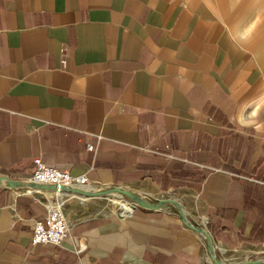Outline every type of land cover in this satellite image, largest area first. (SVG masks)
Listing matches in <instances>:
<instances>
[{"label": "crops", "instance_id": "0c3cea01", "mask_svg": "<svg viewBox=\"0 0 264 264\" xmlns=\"http://www.w3.org/2000/svg\"><path fill=\"white\" fill-rule=\"evenodd\" d=\"M263 10L0 0V177L28 179L40 157L91 184L174 194L225 251L264 247ZM40 195L0 180V264H204L201 235L175 209L138 203L63 208L67 237L32 244Z\"/></svg>", "mask_w": 264, "mask_h": 264}, {"label": "built area", "instance_id": "2783aa9c", "mask_svg": "<svg viewBox=\"0 0 264 264\" xmlns=\"http://www.w3.org/2000/svg\"><path fill=\"white\" fill-rule=\"evenodd\" d=\"M88 150L94 149V144L87 143ZM34 170L31 176L25 180H19L25 186L18 187L29 193L36 191L41 195L39 200L47 204L46 215L34 221L33 231L30 235V242L37 243H61L68 235V230L71 222L67 220L62 204L58 201L54 202L49 198L48 194L43 192V189H50L56 196L60 197L59 191H70L84 185H91L85 173L72 174L67 169H60L55 166L46 164L40 157L34 158ZM36 184L37 187L30 186ZM53 186V188H47ZM51 201L52 204L48 205ZM207 223V220H206Z\"/></svg>", "mask_w": 264, "mask_h": 264}, {"label": "rangeland", "instance_id": "374dc122", "mask_svg": "<svg viewBox=\"0 0 264 264\" xmlns=\"http://www.w3.org/2000/svg\"><path fill=\"white\" fill-rule=\"evenodd\" d=\"M248 29L251 30V28H248ZM92 185L94 187L98 188L97 190H104V189L118 187L120 189H126L130 192L136 193L137 195H139L140 193H143L147 198L146 199L147 201H145V202L150 204V205H153L162 199L163 200H166L169 198L173 199L175 197L174 194H172V193H165L162 196L160 194H154L153 195L151 193V191H149L147 189H142L140 191H136L134 189V187H129V186H119V185L110 186V185H103V184H91V186ZM71 191H73V190H70V192ZM43 192L45 194H48L49 198H51L54 202L58 201V199L60 198L59 202H61L62 208H67V207L72 206L77 215L91 214V213L104 214V213H108V212L117 213L116 211L118 210L117 204L114 201L117 198L112 193H101L98 196H95L93 194H87L89 196H86L85 198H83L84 202H86V200H88L92 197H98V198H96V201H97L96 203L89 205V206H85V205H83L84 202L80 203L75 197H69V196L58 197L55 195V193L51 192L50 189H43ZM77 192H80V191H77ZM121 199H125V200L129 201L133 205H135L136 203L140 204L138 201L133 200L132 197L128 194H123ZM180 204H181L180 205L181 207L182 206L185 207L184 204H182V203H180ZM167 207H171V208L176 210V207L174 205L171 206L170 204H168ZM189 214L192 218H197L200 213L199 212L198 213L193 212V213H189ZM178 215L181 218V220L184 221L182 219V216L180 214H178ZM190 216L189 215L187 216L188 219L193 220L190 218ZM201 241H202V248H203V263L204 264H219L214 258L211 257L203 239H201ZM214 242H216V240H214ZM216 253H217V256H221V257L225 258L226 264L229 262L248 263V262L256 260V259L262 261L263 262L262 264H264V247H257V248H252V247H243L242 248V247H240V248H235V249H228L227 251L216 250Z\"/></svg>", "mask_w": 264, "mask_h": 264}, {"label": "bare ground", "instance_id": "6f19581e", "mask_svg": "<svg viewBox=\"0 0 264 264\" xmlns=\"http://www.w3.org/2000/svg\"><path fill=\"white\" fill-rule=\"evenodd\" d=\"M13 185H16L15 183ZM78 189H80L81 191L80 192H77ZM101 193H112L117 199L114 200L115 203L117 204V209H118V212L120 214H125V213H128L132 210L133 208V204L125 199H121L122 195L125 194L124 191L122 190H117L115 188H109V189H104V190H97V188H95L94 186H91V185H84V186H81L79 188H76L74 189L73 191H59L58 194H64V195H67V196H75L78 197V200L80 203H83L84 202V199L86 196H89L87 194H93L95 196H98L100 195ZM133 200H136L138 201L140 204L144 205V206H147V207H166L168 208V204H170L171 206L174 205L176 207V211L182 216V219L184 220V222L192 229H194L195 231H197L206 247L208 248L211 256L219 263V264H226V260L225 258L221 257V256H217V253H216V250H220V251H225L226 248L220 246V245H217V244H214L212 241H211V236L209 233H207V225H206V220L207 218L205 217V222L202 223L201 222V218L202 216H200L199 220H189L188 217H187V212L184 208H182L180 206V204L175 201L174 199H166V200H159L157 203L153 204V205H150L148 203H146L145 201H147L146 199V196L143 194V193H140L139 195H137L135 193V195L133 196L132 198ZM52 203H48V205H50ZM58 204H61V202H59ZM174 207V208H175ZM204 221V218L202 219ZM207 230V231H206ZM263 262L256 259V260H253V261H250L248 263H236V262H229L227 264H262Z\"/></svg>", "mask_w": 264, "mask_h": 264}, {"label": "water", "instance_id": "95a60500", "mask_svg": "<svg viewBox=\"0 0 264 264\" xmlns=\"http://www.w3.org/2000/svg\"><path fill=\"white\" fill-rule=\"evenodd\" d=\"M0 180H3V181H5L8 185H10V186H12V187H16V188L21 187V186H25V184L22 183L21 181L13 180V179H10V178H8V177H4V176H1V177H0ZM16 182H17L18 184H16V185H12V184H14V183H16ZM30 186L37 187L38 185L33 184V185H30ZM47 188H53V186H50V187H47ZM114 188L117 189V190H122V191H124L125 194L130 195L132 198H133V196L135 195V193L130 192V191L126 190V189H120V188H118V187H114ZM112 189H113V188H112ZM73 190H74V189H73ZM78 191H81V190L78 189Z\"/></svg>", "mask_w": 264, "mask_h": 264}]
</instances>
